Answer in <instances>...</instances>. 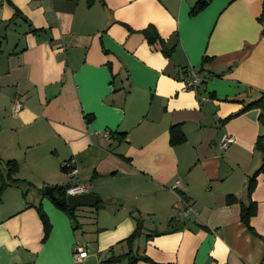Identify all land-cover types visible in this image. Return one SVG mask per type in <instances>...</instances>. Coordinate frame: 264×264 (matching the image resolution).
<instances>
[{
    "label": "crops",
    "instance_id": "obj_1",
    "mask_svg": "<svg viewBox=\"0 0 264 264\" xmlns=\"http://www.w3.org/2000/svg\"><path fill=\"white\" fill-rule=\"evenodd\" d=\"M197 1L0 0V189L7 161L21 181L0 192V264H104L111 249L128 251L141 221L134 251L150 261L135 264H262L264 174L251 227L241 217L263 158L262 110H240L264 92V0H211L192 15ZM148 26L169 55L148 43ZM193 69L202 84L181 91ZM174 124L184 143L171 144ZM224 133L235 137L226 149ZM73 183L99 204L80 208L77 224L45 194ZM40 203L52 225L45 241Z\"/></svg>",
    "mask_w": 264,
    "mask_h": 264
},
{
    "label": "trees",
    "instance_id": "obj_2",
    "mask_svg": "<svg viewBox=\"0 0 264 264\" xmlns=\"http://www.w3.org/2000/svg\"><path fill=\"white\" fill-rule=\"evenodd\" d=\"M211 0H198L194 7L191 9V14L195 15L199 13L201 10H203ZM261 21L264 23V8L262 15L260 17ZM145 38L147 39L148 43L150 44H156L159 43L161 44L164 52L166 54H170L174 48L172 49H165L164 48V40H162L157 32V30L153 26H148L147 28L142 30ZM263 35H264V28H263ZM210 60L209 57H204L202 66L208 63ZM252 108H260L262 110V113L260 114V122L262 125H264V92H262L260 98L252 100L248 102L247 104L244 105V107L240 110V112L247 111ZM89 121V118H87ZM113 136V135H112ZM186 141V136L185 133L183 132L180 124H174L170 128V142L172 145H177L184 143ZM256 149H258L262 154V163L258 169L255 170V172L249 176L247 180V188H246V194L249 199V203L247 205L242 206L241 210V217L242 221L250 226V219L256 214L257 212V204L256 202L252 199V194L254 192V189L257 185L258 182V177L262 174H264V135H260L256 141ZM7 166V179L3 181V185L0 189V192L8 185H11L13 183L18 184L21 181L19 179L13 178V174H15L18 170V164L17 162L10 160L6 162ZM64 169V168H63ZM65 171V170H64ZM3 174V170L0 169V176ZM66 186H55L54 187V192H55V198H51V201L53 204L60 210L64 211L72 221L77 224V214H76V209L70 210L68 208L67 204V198L68 195L65 190ZM236 199L234 195H228L227 196V202L231 203ZM99 207V204L96 206ZM37 211L40 215V218L42 220L43 226H44V237L43 241L47 240L51 234L52 231V225L50 222V219L43 209L42 204H38L36 206ZM77 227V226H76ZM142 230L136 229L129 237L123 240L128 246V251L122 255L116 256L113 249H111L112 255L106 260L103 261L104 264H114L121 262L122 260H127V264H135L138 260H146L150 261V258L148 256H142L134 251V245L135 241L137 238L140 236ZM262 264H264V258L262 260Z\"/></svg>",
    "mask_w": 264,
    "mask_h": 264
},
{
    "label": "built area",
    "instance_id": "obj_3",
    "mask_svg": "<svg viewBox=\"0 0 264 264\" xmlns=\"http://www.w3.org/2000/svg\"><path fill=\"white\" fill-rule=\"evenodd\" d=\"M202 72L198 69H193L189 71V73L185 74L184 77L180 79L181 82V91H196L202 84ZM12 106L14 113L17 114L23 108V103L19 98H14L12 101ZM102 135L109 139L112 137L113 132L110 129H105L102 132ZM235 140L234 135L229 133H224L219 140V145L222 149H226L231 143ZM62 168H64L65 172L70 175V177H74L78 174V167L74 164L73 160H68L63 162ZM181 186V180H177L175 183V188H179ZM66 193L68 196L84 194L90 192V186L88 184L83 183H73L67 185ZM185 215L184 211H179L177 214V218L180 219ZM74 256L77 260H82L83 258L88 256V251L85 249V246L80 244L79 242L74 245Z\"/></svg>",
    "mask_w": 264,
    "mask_h": 264
},
{
    "label": "water",
    "instance_id": "obj_4",
    "mask_svg": "<svg viewBox=\"0 0 264 264\" xmlns=\"http://www.w3.org/2000/svg\"><path fill=\"white\" fill-rule=\"evenodd\" d=\"M45 194L50 198H55L54 187L47 186L45 188ZM68 208L73 210L78 207H96L98 205V196L93 192L68 196L67 198ZM139 229L143 228V222H139ZM112 255V253L110 254Z\"/></svg>",
    "mask_w": 264,
    "mask_h": 264
},
{
    "label": "rangeland",
    "instance_id": "obj_5",
    "mask_svg": "<svg viewBox=\"0 0 264 264\" xmlns=\"http://www.w3.org/2000/svg\"><path fill=\"white\" fill-rule=\"evenodd\" d=\"M80 208H83V207H78L77 209H76V212H78V210L80 209ZM84 208H87L88 210H91L90 208H94V207H84ZM77 214V213H76ZM85 239H89V238H85ZM127 263V261L125 260L124 262H119V263H117V264H126Z\"/></svg>",
    "mask_w": 264,
    "mask_h": 264
}]
</instances>
